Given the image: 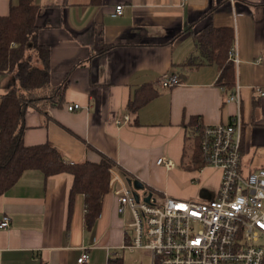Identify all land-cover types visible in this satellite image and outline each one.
Segmentation results:
<instances>
[{
	"label": "crops",
	"instance_id": "crops-1",
	"mask_svg": "<svg viewBox=\"0 0 264 264\" xmlns=\"http://www.w3.org/2000/svg\"><path fill=\"white\" fill-rule=\"evenodd\" d=\"M36 2L38 42L50 49L51 86L66 87L61 105L48 99L43 111L28 109L26 145L51 142L69 163H99L106 155L129 174L116 169L138 195L135 188L145 187L178 199L200 193L212 197L221 172L183 166L194 147L192 119L225 124L238 111L235 102H228L230 93L218 85L219 66L196 38L213 26L235 32L242 166L245 172L264 168V97L257 92L264 88V0ZM17 4L0 0V16ZM117 6L123 7L120 16H115ZM164 74L179 76L180 85L162 88ZM145 86L158 94L133 115L128 105ZM74 104L81 108L68 110ZM161 157L174 167L159 166ZM73 183L70 173L46 177L28 170L0 196V222L3 215L11 220L10 227L0 228V264H78L83 248L90 253L86 264L120 261L109 258L122 247L128 222L117 211L114 190L104 197L94 227L87 229L83 194L76 196L70 215Z\"/></svg>",
	"mask_w": 264,
	"mask_h": 264
},
{
	"label": "built area",
	"instance_id": "built-area-1",
	"mask_svg": "<svg viewBox=\"0 0 264 264\" xmlns=\"http://www.w3.org/2000/svg\"><path fill=\"white\" fill-rule=\"evenodd\" d=\"M123 14L117 6L115 16ZM230 58L237 64L238 52L233 47ZM179 76L164 74L162 88L180 85ZM225 90V89H224ZM264 97V88H257ZM228 102H235L238 111L225 124L209 125L199 122L193 136L199 139L204 168L221 172L218 191L201 201H183L163 196L159 203L137 198L128 181L116 169H110V188L118 200L120 215L131 213L125 229V240L109 261L119 260L122 252L138 249L151 252L152 264H264V168L245 172L242 166L243 119L240 92L230 93ZM74 104L68 110H79ZM126 123L131 116L126 114ZM167 169L174 162L166 157L157 160ZM11 220L3 215L0 228H8ZM129 229L133 230L130 235ZM90 261L88 248H83L78 264ZM111 263V262H110ZM138 264V263H135Z\"/></svg>",
	"mask_w": 264,
	"mask_h": 264
},
{
	"label": "trees",
	"instance_id": "trees-1",
	"mask_svg": "<svg viewBox=\"0 0 264 264\" xmlns=\"http://www.w3.org/2000/svg\"><path fill=\"white\" fill-rule=\"evenodd\" d=\"M39 11L36 0H18L8 15L0 16V76L15 73L23 90L13 87L0 95V196L12 189L28 170L41 171L46 177L70 173L74 177L70 215L76 196L83 194L86 228L92 229L101 215L104 197L110 192V169L123 173L122 168L106 155L99 163H69L51 142L38 145H26L24 142L28 109L43 111L48 99L52 105H61L66 87L51 86L50 49L38 42ZM196 38L209 61L220 68L218 85L228 93L234 92L237 89L236 63L230 58V51L235 47L234 30L210 26ZM157 94L152 86L140 88L128 105L130 112L137 115L140 108ZM199 122H203L199 117L192 119L191 133ZM183 167L204 168L198 138H194L191 157ZM124 175L129 176L126 172ZM116 262L113 264H118Z\"/></svg>",
	"mask_w": 264,
	"mask_h": 264
},
{
	"label": "rangeland",
	"instance_id": "rangeland-1",
	"mask_svg": "<svg viewBox=\"0 0 264 264\" xmlns=\"http://www.w3.org/2000/svg\"><path fill=\"white\" fill-rule=\"evenodd\" d=\"M17 87L20 91H23L21 89V85L19 81L16 78L15 73H10V74H5L0 76V95L5 94L8 92L11 88ZM191 157V154H190ZM190 159V158H189ZM135 190L139 193L141 198H145L147 195L151 194V191H148L145 187H137ZM212 193V191H210ZM152 200L154 203H159L162 199V194L158 192H152ZM202 195H200L194 199H184V198H179L180 200L183 201H201ZM178 199V198H177ZM126 222H131L132 216L131 213H126L125 214ZM130 235L133 234V230L129 229ZM261 243L264 244V238H262ZM122 258L118 262V264H152V258H151V252L149 250H136L134 252L130 251H123L122 252ZM114 258V257H113ZM115 259V258H114Z\"/></svg>",
	"mask_w": 264,
	"mask_h": 264
},
{
	"label": "water",
	"instance_id": "water-1",
	"mask_svg": "<svg viewBox=\"0 0 264 264\" xmlns=\"http://www.w3.org/2000/svg\"><path fill=\"white\" fill-rule=\"evenodd\" d=\"M137 198L139 199L140 196L138 194H136ZM151 198H152V194H149L146 198H145V201L147 202H150L151 201Z\"/></svg>",
	"mask_w": 264,
	"mask_h": 264
}]
</instances>
